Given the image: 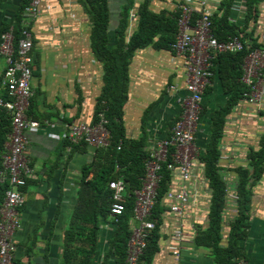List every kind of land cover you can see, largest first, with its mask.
<instances>
[{
    "label": "crops",
    "instance_id": "0c3cea01",
    "mask_svg": "<svg viewBox=\"0 0 264 264\" xmlns=\"http://www.w3.org/2000/svg\"><path fill=\"white\" fill-rule=\"evenodd\" d=\"M179 1H154L151 8L155 12L173 13ZM219 1L211 0V4L216 8ZM24 4L25 0H0V36L5 25L16 24ZM124 4L125 0H109L112 47L117 45L116 27ZM41 12V17L31 23L34 98L30 117L41 119L39 122L43 125L38 131L27 134V156L34 176L25 192L26 204L20 211V228L15 235V264H65L64 238L77 204L76 182L80 180L83 166L93 161L94 152L90 147H87L88 153L76 152L70 147L66 133L75 123H94L104 85L103 66L92 50L87 0H44ZM237 17L235 14L234 18ZM237 21L240 27L244 25V19ZM135 30L136 23L131 21L129 35ZM186 63L184 56L168 49L148 47L135 55L130 67L129 100L124 109L128 139L137 141L146 134L149 148L171 136L172 123L181 114L178 100L189 96L185 91ZM5 68V60L0 56V94H3L1 82ZM173 88L177 90L173 91ZM207 91L202 104L207 106V111L196 140L201 154L209 138L211 114L228 100L218 73ZM247 108L243 103L235 108L221 143L225 161H221L220 167L231 186H235L237 176L230 170L246 164L247 153L258 146L264 133V116H246ZM193 175L190 212L183 219L166 215L162 228L165 238L153 264H176L168 247L171 236L178 231L187 236L183 262L213 264L209 252L194 244L196 228L207 227L209 221L210 190L200 161L194 167ZM225 215L226 219L234 217L233 205L228 206ZM251 216L252 226L242 243L245 261L247 264H264V176L254 186ZM225 228L228 231L227 224ZM112 233L111 224L105 223L95 264H103ZM110 264L115 262L110 261Z\"/></svg>",
    "mask_w": 264,
    "mask_h": 264
},
{
    "label": "trees",
    "instance_id": "16d2710c",
    "mask_svg": "<svg viewBox=\"0 0 264 264\" xmlns=\"http://www.w3.org/2000/svg\"><path fill=\"white\" fill-rule=\"evenodd\" d=\"M137 1L125 0L116 27L117 45L112 47L109 36L112 23L109 0H87L92 24V50L102 64L104 73V85L98 99L94 123L98 122L100 112L104 111L111 140L108 147L95 151L96 156L93 161L83 166L80 180L76 182L77 204L64 238L65 264H95L100 249L102 227L105 223L111 224L113 233L108 241L109 249L103 264H110V261H114L115 264H127L129 243L135 227L133 224L135 193L143 187L142 181L146 176V165L149 159L147 135L144 134L136 141L128 139L126 134L124 109L129 100L130 67L135 55L148 47L172 51L171 46L179 33L180 15L179 12L153 11L152 3L158 0H140L138 8L136 7ZM235 2L236 0H221L214 14V33L220 42L241 35L243 41L248 42L254 37L256 26L262 15L261 8L264 0H247V15L242 27L232 24ZM28 4L29 0H25L16 24L14 26L5 25L1 31L2 36L14 27L16 45L21 39L23 15ZM133 14L136 15V30L130 36ZM258 47L257 44L251 45V49L246 50L247 52L221 55L216 61L215 74H219L228 100L224 106L211 114L209 138L204 152L199 157L200 163L204 165L205 180L210 190L209 221L207 227L196 228L197 232L194 236L195 246L208 251L213 264H238L245 260L242 243L247 239L248 231L252 226L254 186L264 176V133L258 146L252 147L247 153L246 164L230 170L237 176L235 186L232 188L238 196L235 205L228 199L230 185L228 180H224V169L220 167L221 143L225 136L228 119L241 103L246 91L242 83V65L249 52ZM1 89H3L2 86ZM5 94L3 91L1 95ZM203 111L201 123L204 120L207 106L203 107ZM29 116H32V109H30ZM172 124L174 126L175 121ZM11 132V116L3 111L0 115V208L10 188L8 179L2 177L4 173L2 156ZM74 150L88 153L87 145L75 146ZM174 151L173 148L172 152ZM162 176L158 201L148 219L156 227L150 233L147 249L139 264H153L160 252L161 242L165 238L162 228L169 212L166 196L171 191L173 177L167 170V166ZM31 179L27 181L24 193ZM118 180H123L126 184L125 212L117 219H113V196L109 185L112 181ZM232 205L235 215L233 218L226 219L227 208ZM135 224L139 226L138 223ZM226 224L228 231L225 228Z\"/></svg>",
    "mask_w": 264,
    "mask_h": 264
},
{
    "label": "built area",
    "instance_id": "2783aa9c",
    "mask_svg": "<svg viewBox=\"0 0 264 264\" xmlns=\"http://www.w3.org/2000/svg\"><path fill=\"white\" fill-rule=\"evenodd\" d=\"M43 1L29 0V5L24 10L25 21L18 45H16L14 27L1 37L0 42V55L6 62L2 79V88L6 94L4 96L0 94V115L3 111L7 112L12 121V132L2 156L4 168L2 177L8 179L10 188L0 208V264H15L17 252L15 235L20 228V211L26 204L24 187L34 175V169L27 156L29 145L27 134L38 131L43 125L29 116L34 97L31 87L33 80L31 23L41 17ZM218 5L215 8L211 0H180L176 3L174 13H180L179 33L171 47L172 51L187 60L185 91L189 96L178 100L181 114L172 129L171 138L161 140L147 149L149 159L146 176L142 181V189L135 193L133 222L138 223L139 226L133 228L127 264L140 263L147 249L150 233L155 230V224L148 219L158 201V191L165 166L173 176L171 191L166 196L169 209L167 215L183 219L190 212L194 184L193 171L201 155L196 140L201 124L202 104L205 93L216 76V61L219 56L243 53L250 50L251 45H259L249 52L242 65V83L246 88L242 102L248 106L245 110L246 116L257 117L264 112V5L261 8L262 15L254 37L248 42L243 41L242 35L223 42L216 38L213 17ZM235 14L238 17L232 18V24L240 27L237 20L244 19L247 15V0H236ZM134 19L135 14L132 16V20ZM172 90L176 91L177 88ZM98 118V122L93 124L75 123L66 133L70 147L87 145L93 149L92 159L96 156L95 151L108 147L111 140L104 111L100 112ZM173 148L174 152H172ZM221 161H225L224 156L221 157ZM229 185L228 199L235 205L238 196L232 189V184ZM109 189L113 196L112 218L117 219L125 212L126 184L123 180L112 181ZM186 238L183 231L171 236L168 250L176 264H188L182 260ZM238 264H247V262L242 260Z\"/></svg>",
    "mask_w": 264,
    "mask_h": 264
},
{
    "label": "clouds",
    "instance_id": "9594fccd",
    "mask_svg": "<svg viewBox=\"0 0 264 264\" xmlns=\"http://www.w3.org/2000/svg\"><path fill=\"white\" fill-rule=\"evenodd\" d=\"M28 5H29V4H28ZM28 5H27V6H28ZM27 6H26V7H27ZM135 20H136V15H135V19L132 20V21H135ZM6 33H7V32H6ZM6 33H4V34H6ZM4 34H3V35H4ZM3 35H2V36H3ZM2 36H1V37H2ZM0 42H1V39H0ZM33 46H34V42H33ZM32 50H33V49H32ZM0 56H1V55H0ZM31 56H32V53H31ZM1 57H2V56H1ZM2 58H3V57H2ZM3 59H4V58H3ZM4 60H5V59H4ZM5 64H6V62H5ZM3 76H4V75H3ZM1 85H2V82H1ZM207 90H208V89H207ZM206 92H207V91H206ZM205 94H206V93H205ZM204 97H205V96H204ZM33 98H34V97H33ZM32 100H33V99H32ZM242 103H243V102L241 101L240 104H242ZM31 106H32V103H31ZM30 109H31V108H30ZM262 113H264V112H262ZM261 115H262V114H261ZM263 116H264V115H263ZM177 120H178V119H177ZM177 120H176V122H177ZM176 122H175V123H176ZM174 126H175V124H174ZM167 139H169V138H167ZM147 149H148V148H147ZM221 157H222V155H221ZM220 163H221V162H220ZM224 180H225V181H227V180L230 181V180L227 179L226 177H224Z\"/></svg>",
    "mask_w": 264,
    "mask_h": 264
}]
</instances>
